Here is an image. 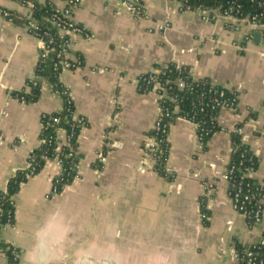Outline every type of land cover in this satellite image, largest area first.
<instances>
[{
  "label": "crops",
  "instance_id": "0c3cea01",
  "mask_svg": "<svg viewBox=\"0 0 264 264\" xmlns=\"http://www.w3.org/2000/svg\"><path fill=\"white\" fill-rule=\"evenodd\" d=\"M37 1L58 8L73 1V18L89 34L75 37L69 56L82 64L60 73L75 117L87 125L75 150L78 177L54 194L61 168L48 161L21 184L15 223L0 232V243L18 249L19 264H239L235 243L262 240L264 212L252 224L234 209L226 170L231 133L242 124V141L258 158L250 177L264 183V28L235 29L234 19L182 10L177 0H139L141 18L130 14V0ZM1 9L16 21L0 14V191L28 167L40 145L42 114L64 106L46 82L37 102L16 97L37 79L42 43L25 22L27 6L0 0ZM161 23L170 29L149 32ZM170 64L239 96L236 110L220 111L221 130L205 148L196 124L176 119L167 138L172 181L156 172L146 152L155 142L159 97L139 92L141 75ZM65 139L60 131V142ZM0 264H8L1 251Z\"/></svg>",
  "mask_w": 264,
  "mask_h": 264
},
{
  "label": "trees",
  "instance_id": "16d2710c",
  "mask_svg": "<svg viewBox=\"0 0 264 264\" xmlns=\"http://www.w3.org/2000/svg\"><path fill=\"white\" fill-rule=\"evenodd\" d=\"M182 5V10H219L221 13L230 11L237 17L249 16L256 18L259 25L264 27V0H177ZM22 5L28 6L32 3V8L25 22L35 24L36 29L31 28L33 34H42L49 31L57 34L59 28L48 21V18L55 13L56 7L51 1L39 3L37 0H18ZM11 14L12 20L16 21L15 16ZM57 40L61 41L57 35ZM58 49L49 54H42L36 67V80L28 82L29 92L15 93L16 97L21 98L26 103H35L39 100L43 83H48L52 90L59 94L63 100L64 106L61 111L53 113H44L41 116L42 129L39 134L40 145L34 149L28 158L31 168L20 169L12 175L7 183L5 190L0 191V232L8 225L15 223V205L14 197L18 194L20 186L25 183L29 177L37 175L44 168L47 161L54 160L57 157L61 160V174L53 182L56 188V194H60L66 186L73 183L78 177V158L69 157V154L77 149L78 135L81 128L87 125L82 117H75L73 101L70 98L68 90L60 80L61 66L57 58ZM158 74L154 78L160 82L163 87L168 89L171 98H164L159 101L162 111L161 128L159 131H152L151 135L159 141V150L155 154V170L162 177L172 181L173 175L167 173V161L170 145L168 134L170 127L176 119L181 118L197 124V135L201 138L205 148L210 139L221 130L218 124V116L221 111L219 102L230 100L233 92L227 90L221 85L213 83L210 79L196 80L188 67H179L174 64L166 68L157 66ZM142 79V78H141ZM184 82L185 86L180 88L176 81ZM151 85H144L141 80L139 84L140 93H149L152 91ZM221 92L224 96L221 97ZM178 108V109H176ZM252 117L255 115L252 114ZM76 118V119H75ZM242 124H239L236 131L231 133L232 153L227 166L226 176L232 184L254 183L255 180L244 177L247 169L258 168V158L251 151L249 146L243 143L240 130ZM59 130H65L67 135L72 134L68 144L59 146ZM60 147V148H59ZM59 148V150H58ZM95 167H99L97 164ZM231 187L230 193H233ZM205 213V209L203 208ZM264 235L260 242L251 246H244L238 242L235 243V250L238 255L239 264H264ZM0 251L5 253L8 264H19L15 259V252L18 249L10 244L0 243Z\"/></svg>",
  "mask_w": 264,
  "mask_h": 264
},
{
  "label": "built area",
  "instance_id": "2783aa9c",
  "mask_svg": "<svg viewBox=\"0 0 264 264\" xmlns=\"http://www.w3.org/2000/svg\"><path fill=\"white\" fill-rule=\"evenodd\" d=\"M73 1H69L68 5L63 8L56 7L55 13L48 18V21L51 22V24L55 27H58V33L52 34L49 31H45L42 34L35 33L34 35L40 39L42 43V49H41V55L42 54H49L51 52H54L58 49L57 58H59L60 62L59 65L61 66V69H72L75 67H78L82 64L79 58H76L75 60H70V52L75 44V37H85L89 38V34L84 30L83 27H81L73 18ZM30 10L32 8V4L28 3L27 6ZM126 7L128 8L130 14L135 18H141L144 15V9L139 0H130L126 2ZM201 11H208L213 12L215 11L214 18L217 19H224V18H231L235 20V29H239L241 26L246 25L250 26L252 28L258 29V28H264L263 26L259 25L256 18L251 19L249 16L246 17H237L231 14L230 11H227L225 13H221L219 10H201ZM0 14L4 18H6L9 21H12V17L9 11L1 9ZM169 23H161L157 24L153 29H150L149 32L154 31H167L170 29ZM31 28L36 29L35 24L31 25ZM57 35L61 39V41L57 40ZM158 70L149 71L143 75H141L139 79V84L141 80L144 82V85H151L152 84V91H156L158 95V105L159 101H161L164 98H171L170 93L168 92V89L163 87V85L158 82L154 78V74H158ZM142 78V79H141ZM197 80V79H196ZM175 84H177L180 88H183L185 86L184 82L182 81H176ZM151 92V91H150ZM221 97L224 96V92H221ZM239 96L237 93L233 92V97L230 100H223L219 102L220 109H228V110H236L238 107V101ZM178 109V108H176ZM76 119V118H75ZM162 120V111L159 105V113L157 116V119L155 121L153 131H159L161 128L160 122ZM197 126V124H196ZM60 131L63 130H59ZM66 133V132H65ZM72 137V134L67 135L64 143H59V146L61 147L64 144H68L69 139ZM154 138V144L147 146V154L151 157V159L156 164V158L155 154L159 150L160 143L159 141ZM198 141L202 145L201 138L197 135ZM58 140H59V134H58ZM60 141V140H59ZM59 147V148H60ZM58 148V150H59ZM76 156V152L73 150L69 157ZM46 161H51L47 158H45ZM57 162L60 165L61 168V160L57 157ZM28 168H31V163L28 164ZM227 172V171H226ZM255 172L254 169H247L245 173L243 174L244 177L251 178L250 175H252ZM167 173L170 174V172L167 169ZM61 174V171H60ZM59 174V175H60ZM28 177H32V173L28 174ZM226 179L229 183V194L233 203V207L236 211L244 214L248 220L252 224H259L262 221L263 212H264V183L254 181V183H247L244 186L242 184H232L231 180L226 176ZM252 179V178H251ZM231 187L234 189L233 193H230ZM52 192L56 194V188L53 185ZM264 245V241H263ZM15 259L18 260V252H15Z\"/></svg>",
  "mask_w": 264,
  "mask_h": 264
},
{
  "label": "water",
  "instance_id": "95a60500",
  "mask_svg": "<svg viewBox=\"0 0 264 264\" xmlns=\"http://www.w3.org/2000/svg\"><path fill=\"white\" fill-rule=\"evenodd\" d=\"M260 39H261V33L260 32H256L254 34V41L255 42H260ZM167 67V65H165V68Z\"/></svg>",
  "mask_w": 264,
  "mask_h": 264
}]
</instances>
